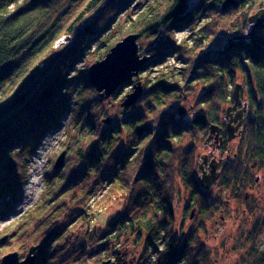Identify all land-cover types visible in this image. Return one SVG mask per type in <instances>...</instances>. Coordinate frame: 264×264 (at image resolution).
I'll return each instance as SVG.
<instances>
[{
  "label": "trees",
  "instance_id": "1",
  "mask_svg": "<svg viewBox=\"0 0 264 264\" xmlns=\"http://www.w3.org/2000/svg\"><path fill=\"white\" fill-rule=\"evenodd\" d=\"M225 1L147 0L114 37L110 25L127 0H0V215L25 182L44 133L66 112L74 124L62 141V173L51 168L35 206L1 230L0 261L34 247L33 264L98 263L131 235L154 250V264H213L199 236L204 225L177 226L175 205L188 199L186 208H195L204 224L224 203L198 181V150L233 103L238 76L246 113L217 182L239 194L249 168L264 165V23L251 34L248 22L264 0H234L224 8ZM183 26L190 44L175 35ZM128 34H138L147 58L142 70L168 53L182 65L155 78L139 73L142 92L132 105L121 100L120 116L108 113L88 69ZM86 175L93 181L78 189ZM111 207L115 215L96 224ZM255 225L264 228V219ZM254 233L247 238L256 242ZM249 264H264V253Z\"/></svg>",
  "mask_w": 264,
  "mask_h": 264
},
{
  "label": "rangeland",
  "instance_id": "2",
  "mask_svg": "<svg viewBox=\"0 0 264 264\" xmlns=\"http://www.w3.org/2000/svg\"><path fill=\"white\" fill-rule=\"evenodd\" d=\"M146 1L147 0H127L123 10L118 14L113 24H111L112 26L110 25L114 37L117 36L119 31L124 29L123 25L126 26L125 19L127 15L131 11L135 13L140 11L145 6L144 3H146ZM189 31L190 29L188 26H183L181 30L175 33L177 40L186 39L188 44H190L193 36ZM121 33L122 32H120V34ZM123 37L125 36L123 35L122 38ZM64 41L65 37L58 40L55 45L61 44ZM93 45L91 44V48ZM149 60L152 59L149 58ZM181 65V62L175 58V53H168L162 56L158 62L149 61L146 65L147 67L140 72V75L141 78L146 73L153 78L160 76L164 72L169 75L173 70L179 69ZM76 67L83 69V62L78 61ZM134 78L135 77H132V79H130L129 84H124L125 86H123L122 92L116 99L108 97L100 100L105 103V107L109 114H117L120 112V116L126 114L123 110H119V103L121 100H124L127 93H129L131 84L135 83ZM236 82L239 84L241 83V78L239 76ZM195 88V93L197 94L200 88L197 85ZM195 93L187 98L188 102H194L196 97ZM97 94L99 97V93ZM70 117L71 115L66 112L60 118V124L45 132L39 140L27 163V178L25 182H23L15 196L9 197L14 199L11 201L9 207L0 215V233L4 226L20 218L39 201L41 195L48 189L46 176L48 177L51 173V168H53V170H59V173L60 171L62 173L66 164V155L60 167L55 168V162L62 152L61 147L64 137L67 133L71 134L74 130V124L71 122ZM238 143L239 137L230 141L229 147L231 153L237 149ZM202 147L203 148L198 150V154H207V149L204 145H202ZM248 167H250L249 164ZM248 176L249 178L245 183L246 187L239 191V194L236 196L237 198L234 196L235 193L233 188L229 190L223 189L218 183L210 188L212 195L214 197H218L219 195L224 203L218 207L212 218L207 219L204 224L201 222V217L195 216L196 214H194V212L197 213L195 208L193 209L191 206L186 208L188 199L182 196L180 201L175 205V221L177 226H183L184 229H187L192 225H204L205 230L200 231L199 236L210 251L213 264H249L253 258L264 253V228L261 229L259 225H255L256 221L260 223L264 219V165L250 167ZM92 181L93 177L86 175L77 187L81 189L85 183H90ZM3 199L8 200V196H5ZM1 206L0 203V208ZM112 208L113 207L105 210L103 209V211L97 215L96 224L103 227L104 223L115 215ZM253 230L257 238L255 240L256 242L253 240V235L252 238H247V233ZM133 240L134 237L128 235L127 238L121 239L115 247L112 248L111 245V250L108 253L110 258L114 259V250L120 249L121 251L126 250V254L122 260L124 262L121 261L122 263L120 262V264H154V250L147 247L143 241L138 243ZM222 244H224V246H222ZM24 256H20V259H23Z\"/></svg>",
  "mask_w": 264,
  "mask_h": 264
},
{
  "label": "water",
  "instance_id": "3",
  "mask_svg": "<svg viewBox=\"0 0 264 264\" xmlns=\"http://www.w3.org/2000/svg\"><path fill=\"white\" fill-rule=\"evenodd\" d=\"M233 2L234 0H226L223 7L225 8ZM248 22L252 25L251 34H253L254 29L264 23V7L251 14L248 17ZM137 39L138 34L126 35L111 46L102 59L97 60L90 65L88 69V80L99 93L100 100L116 95L119 88L132 77L136 78V82L133 85V90L127 93L126 97L122 101V105H132L139 97L143 87L138 79V76L146 63L147 58L143 56L142 52L139 50ZM232 99L233 104L227 108V115H230V111L232 110L236 111V114L234 117L230 118V121L226 126L228 140H231L234 137L235 130L241 125L243 112L246 109V105L242 103L241 99V84L236 83L234 85ZM239 106L241 108L237 110ZM179 111L182 113L183 109L180 108ZM232 121H238L237 126H232L230 124ZM220 129L221 128L218 125L210 126L206 141L213 138L216 141L221 140L219 137ZM64 158L65 151H62L55 162V168L61 166ZM201 159L202 162L199 164V169L201 170L202 175L199 178V182L201 186L208 188L218 177V172L216 171L217 163L215 159H211L210 163H208V155L206 154L202 155ZM34 252V247L29 248L23 259H20V255L17 252L7 253L2 256L0 264H33L36 259ZM114 254V259L108 258L98 263L88 262L86 264H120V262L124 259L126 251L116 249L114 250Z\"/></svg>",
  "mask_w": 264,
  "mask_h": 264
},
{
  "label": "flooded vegetation",
  "instance_id": "4",
  "mask_svg": "<svg viewBox=\"0 0 264 264\" xmlns=\"http://www.w3.org/2000/svg\"><path fill=\"white\" fill-rule=\"evenodd\" d=\"M242 103L246 105V103L244 101H242ZM232 104H229L228 106L225 107V109H224V111H223V113L221 115V119L219 120V122L217 124L221 128L220 132H219V137H220L221 140H217L216 141L214 138L209 140V141L204 140V145L207 146L206 147V149H207V154L206 155H208V163H210L211 159H215L216 163H217V168H216L217 172L220 171V168H221V165H222L221 162H223L224 159H226L227 157L230 156L231 149L229 147V143H230V141H233L236 137H239L240 132H241V128H242V125H243V121H244V115L246 113V109H245V111L243 112L241 125L238 126L237 129L235 130L234 137L231 140H228L227 139L228 135H227V131H226V126L229 123L230 118L234 117V115L236 114V111L232 110V111H230V115H227V108L229 106H231ZM240 108L241 107L239 106L237 108V110H239ZM188 117H190V116H188ZM237 122L232 121L230 124L232 126H237ZM202 155H205V154H202ZM202 155L201 154L199 155V161H198V181H199V178L202 175L201 174V170L199 169V164L202 162V159H201ZM218 176H219V173H218ZM217 180H218V177H217L216 181L212 182L208 188H211L214 184L218 183ZM237 195H238V193L235 192L234 196L236 197Z\"/></svg>",
  "mask_w": 264,
  "mask_h": 264
}]
</instances>
